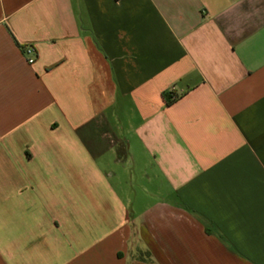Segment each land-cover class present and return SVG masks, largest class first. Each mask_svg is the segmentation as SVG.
Wrapping results in <instances>:
<instances>
[{
	"label": "crops",
	"instance_id": "obj_1",
	"mask_svg": "<svg viewBox=\"0 0 264 264\" xmlns=\"http://www.w3.org/2000/svg\"><path fill=\"white\" fill-rule=\"evenodd\" d=\"M0 264H264V0H0Z\"/></svg>",
	"mask_w": 264,
	"mask_h": 264
},
{
	"label": "built area",
	"instance_id": "obj_2",
	"mask_svg": "<svg viewBox=\"0 0 264 264\" xmlns=\"http://www.w3.org/2000/svg\"><path fill=\"white\" fill-rule=\"evenodd\" d=\"M23 52L27 57V62L32 64L36 60V48L34 45L27 44L23 46Z\"/></svg>",
	"mask_w": 264,
	"mask_h": 264
},
{
	"label": "trees",
	"instance_id": "obj_3",
	"mask_svg": "<svg viewBox=\"0 0 264 264\" xmlns=\"http://www.w3.org/2000/svg\"><path fill=\"white\" fill-rule=\"evenodd\" d=\"M126 155V149L125 148H121L119 150V157H124Z\"/></svg>",
	"mask_w": 264,
	"mask_h": 264
}]
</instances>
